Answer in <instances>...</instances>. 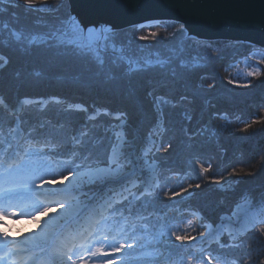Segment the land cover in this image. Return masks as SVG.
Returning <instances> with one entry per match:
<instances>
[{
	"label": "trees",
	"instance_id": "16d2710c",
	"mask_svg": "<svg viewBox=\"0 0 264 264\" xmlns=\"http://www.w3.org/2000/svg\"><path fill=\"white\" fill-rule=\"evenodd\" d=\"M49 2L56 4V0ZM19 3L22 4L23 0ZM68 11L65 9L64 13ZM13 12L18 19L12 15ZM42 12L28 13L24 7L11 6L8 14L0 15V19L17 29L43 30V25H38L46 14V11ZM126 29L115 34L132 56L145 58L147 53L152 56L161 54L165 61L173 57L178 66L188 64L189 72L185 77L188 86L170 82L165 85L160 68L137 76L133 89L118 87L110 90L66 82L65 74L74 65L53 69L42 54L26 57L22 50L8 46L9 31L2 27L0 53L9 63L4 65L0 60V65H4L0 70V96L15 106L26 98L64 100L52 101L45 107L42 103L27 105L22 115L39 131L59 138L70 140L72 135L82 131H87L92 140L99 137V143L90 141V153L97 164L106 159L121 120L126 123L124 133L128 143L139 155H144L149 139H155L148 156L158 164L159 185L156 191L147 195V199L133 205L145 216L153 213L150 217L153 221L166 216L170 222H175L178 234L188 233L198 238L200 232L205 233L208 224L219 225L222 218L230 216L245 198L254 204L264 197V64H261V75L254 76L249 86L237 87L233 85L232 69L247 53L258 47L233 41L200 40L188 36L186 31L180 34L183 28L176 23L149 30ZM153 32L157 33L155 37L151 35ZM139 36L147 39L139 40ZM108 51L111 52L110 47ZM176 51L178 54L173 55ZM110 52L102 54L101 58L116 59ZM197 56L203 59H195ZM17 82H23V86H17ZM78 104L84 105L87 111L73 109ZM97 108L102 109L100 116L88 120V113H95ZM104 109L121 117L112 118ZM12 119L13 116L5 113L0 105V122H11ZM40 123L45 127L39 129ZM249 124L251 127L246 128ZM168 143L173 147L165 152L162 145ZM44 162L49 163L47 160ZM208 164H211L210 171L201 173V165L207 167ZM233 169L237 172L251 171L254 175L238 177L233 175ZM141 179L145 180L146 174ZM196 184L201 187L195 188ZM173 192L179 195L173 196ZM193 212L201 215V222ZM262 226L258 223L255 229L234 239L224 234L220 238L221 244L240 246L222 248L219 244H212L215 249L213 255L219 257L213 262L262 264ZM194 243L196 240L192 245ZM143 251L151 249L135 252L127 261L147 259L142 255ZM173 259L178 261L179 257L173 256Z\"/></svg>",
	"mask_w": 264,
	"mask_h": 264
},
{
	"label": "snow or ice",
	"instance_id": "6c2138e0",
	"mask_svg": "<svg viewBox=\"0 0 264 264\" xmlns=\"http://www.w3.org/2000/svg\"><path fill=\"white\" fill-rule=\"evenodd\" d=\"M6 3L13 8L24 7L28 13L46 10L47 19L42 17L40 21L42 31L34 35L32 29L20 28L17 29L20 35L15 38L9 32L8 46L22 50L26 57L44 55L53 69L74 65L65 74L66 82L110 90L133 89L137 76L160 68L165 85L170 82L188 86L185 77L190 66L176 65L173 57H168L167 61L124 55L114 60L101 58L110 46L115 51L117 47L124 49L125 45L117 44L115 29L107 22L86 24L71 11L64 13L65 9H70L71 0H58L56 5L44 0H23L22 5L19 0H0V5ZM6 11L8 9L0 7V13ZM261 23L264 24V15ZM185 31L181 29L180 34ZM151 35L155 37L157 33ZM8 63L5 60V65ZM249 75L261 74L257 71ZM17 86H23V82H17ZM0 104L13 116L11 122H0V264H126L124 257L149 248L151 251L142 252L147 259L138 264H213L219 259L208 244L213 236L211 231L200 232V247L194 248L192 241L197 238L188 233L178 234L177 226L166 216L153 221L150 219L153 213L145 216L134 207L133 201L147 199L148 188L139 187L147 182L136 175L137 160L130 155L132 145L119 133H115L106 159L99 162L104 165L101 167L90 153V141L99 143V137L92 140L87 131H82L72 135L70 140L59 138L39 131L24 115L17 114L19 109L15 105H9L3 98ZM101 110L97 108L94 114L88 115V120L94 119ZM44 127V123L39 124V129ZM118 127L123 129L125 121L121 120ZM248 127L251 125H246ZM172 147L171 143L162 145L165 152ZM45 160L49 163H44ZM210 169L211 164H208L207 167L201 165L200 170L208 173ZM233 175L252 176L254 173L233 169ZM200 187V184L195 185L197 189ZM56 197L62 199H50ZM53 202L60 211L51 206ZM253 206L264 208V197ZM24 216L36 221L39 230L10 236L4 228L8 218ZM191 223L189 220L188 224ZM260 223L264 225V221ZM247 227L241 225L240 231H246ZM250 227L255 229L256 225ZM260 232L264 235V226L260 227ZM214 243L222 248L240 246L221 244L219 237ZM173 256L179 260H174Z\"/></svg>",
	"mask_w": 264,
	"mask_h": 264
},
{
	"label": "water",
	"instance_id": "95a60500",
	"mask_svg": "<svg viewBox=\"0 0 264 264\" xmlns=\"http://www.w3.org/2000/svg\"><path fill=\"white\" fill-rule=\"evenodd\" d=\"M71 7L72 13L86 24L107 22L115 30H122L134 26L141 29L153 28L164 22H176L184 25L193 37L200 40L235 41L264 48V24L261 23L264 0H71ZM0 57H3L1 60H7L1 53ZM52 101L64 102L58 98H27L25 103L23 99L16 106L19 109L17 114L21 115L27 105L42 103L45 107ZM0 105L5 113L12 115L3 104ZM73 109L85 110L86 107L78 104ZM105 113L112 118L121 117L120 114L109 111ZM90 114L93 113H88ZM249 214L248 210L240 219L243 224L240 220L235 221L236 235L245 234L252 229L247 219ZM227 221L231 220H222V223ZM241 225L249 227L241 232Z\"/></svg>",
	"mask_w": 264,
	"mask_h": 264
},
{
	"label": "rangeland",
	"instance_id": "374dc122",
	"mask_svg": "<svg viewBox=\"0 0 264 264\" xmlns=\"http://www.w3.org/2000/svg\"><path fill=\"white\" fill-rule=\"evenodd\" d=\"M44 2H46V3H50L49 2V0H46V1H44ZM58 3V0H56V4ZM21 4V3H20ZM50 4H53L54 5V3H50ZM55 4V5H56ZM22 5V4H21ZM12 6V4H8V3H6V4H4V5H0V7H4L5 9H8V7H11ZM42 11H46V10H42ZM69 11H71L72 12V7L70 6V9H69ZM43 13V12H42ZM46 14H45V16H42V17H47V12H45ZM5 14H8V11H6V12H2V13H0V15H5ZM15 18H19L17 15H15ZM167 23H176V22H164V23H162L161 25H159V26H156V27H153V28H146V29H156V28H159V27H161V26H164V24H167ZM176 24H179V25H181L182 26V28L183 29H185L186 30V33H187V35L188 36H192L190 33H189V31L186 29V27L184 26V25H182V24H180V23H176ZM9 23H7V22H5V21H2L1 19H0V26H2V27H4V28H6L7 29V31H9V32H11L12 33V36H13V38H15L16 36H19L20 35V32L19 31H17V28H15V27H13L12 25H11V27H9ZM38 25L39 26H41L42 24H41V22L40 23H38ZM2 27H0L1 29H2ZM131 28H134V27H131ZM136 28H139V27H136ZM139 29H141V28H139ZM146 29H141V30H146ZM33 30V34L35 35L37 32H39V31H42V30H34V29H32ZM124 30H127V29H120V30H115V32H119V31H124ZM111 34V33H110ZM114 35H115V39H116V42H117V44H121V43H123L122 42V40L120 39V37L119 36H117L115 33H114ZM94 39V38H93ZM211 41V40H210ZM216 41H220V40H216ZM86 42V41H85ZM233 42H235V41H233ZM236 43H241V42H236ZM124 44V43H123ZM241 44H247V43H241ZM125 45V44H124ZM126 47V46H125ZM110 48H111V46H110ZM108 52H110V51H108ZM107 52V53H108ZM102 54H106V53H102ZM101 54V55H102ZM109 54H111V55H113L114 57H119V56H121V55H124V56H132L131 55V52H129L128 50H125V48L124 49H121V48H119V47H117L116 48V50L115 51H112V48H111V52L109 53ZM178 53H177V51L173 54V55H177ZM139 58H140V56H139ZM145 58H150V59H152V60H155V59H161V54H158L157 56H152L151 54H149V53H147L146 55H145ZM1 60V59H0ZM4 61V60H3ZM239 64H235L236 65V68L234 67L233 69H232V71H233V78H235V80H234V84L233 85H241V87H245V85H250V80L254 77V76H256V75H249V73H255V72H257V71H259L260 73H261V71H262V66H261V64H264V51L263 50H258V49H256V50H254L252 53H247V55H246V57L245 58H243L240 62H238ZM125 64H126V62H125ZM4 65H5V61H4ZM2 68H0V70H1ZM235 85V86H236ZM21 103V102H20ZM94 114V113H93ZM121 122V121H120ZM118 125H120V123L118 124ZM125 125H126V123H125ZM125 128V127H124ZM122 129V130H120V128L118 127V130H117V133H119L126 141H127V143H128V139H127V137L125 136V133H124V130L125 129ZM149 145H148V147L145 149V150H143V153H144V155H139V157H137V153H136V151L135 150H132V148H131V152H130V155L132 156V158L133 159H136L137 160V171H136V175H140V174H142V176H143V174H146V176H148V177H151V176H153V174H154V169H155V167H156V162H154V161H152L151 159H150V157L148 156V154H149V151L154 147V143H155V139H153V138H151V139H149ZM45 163V162H44ZM99 166H102V165H99ZM103 167V166H102ZM150 167H152V168H150ZM151 169V170H150ZM143 185H145V184H143ZM241 204H249V208H248V210L250 209V207H251V204H253L252 202H251V200H249V199H247V198H245L241 203H239L238 205H241ZM237 205V206H238ZM236 206V207H237ZM52 207H53V205H52ZM236 207L234 208V211H235V209H236ZM194 215L196 216V218L198 219V222H201V215L199 214V213H194ZM28 217V216H27ZM9 219L10 218H8V222H7V225H5L4 226V228H5V230H6V227H7V231L10 229V221H9ZM12 220H13V223L15 222V221H17L18 219L17 218H15V217H12L11 218ZM223 220H231L230 218H223ZM35 221L34 220H31V221H29V223H31V224H33ZM233 222H235V221H233ZM171 223H173V222H171ZM173 224H175V222L173 223ZM28 225H25V226H23L21 229H19V227L18 228H11V233H14L16 230H19L18 232L16 231V233L14 234L15 236H19V234H21V232H23V230L27 227ZM208 228V227H207ZM253 229V228H252ZM176 230L178 231V228H176ZM124 259H127V257H124ZM213 264H218V263H216V262H213Z\"/></svg>",
	"mask_w": 264,
	"mask_h": 264
},
{
	"label": "bare ground",
	"instance_id": "6f19581e",
	"mask_svg": "<svg viewBox=\"0 0 264 264\" xmlns=\"http://www.w3.org/2000/svg\"><path fill=\"white\" fill-rule=\"evenodd\" d=\"M255 46V45H254ZM256 47H258V46H256ZM258 50H263L264 48H261V47H258L257 48ZM236 85V84H235ZM237 87H241V85H236ZM118 114V113H117ZM119 115V114H118ZM100 116V115H99ZM98 116V117H99ZM97 117V118H98ZM120 130H122L121 128H120ZM156 165L158 166V164L156 163ZM150 168H152V167H150ZM151 170V169H150ZM149 179H151V178H149ZM65 183H67V182H65ZM59 186V185H58ZM50 199H52V200H57V199H61L60 197H56V198H50ZM53 208H57V211H60V209L57 207V205L53 202ZM248 208H249V204H241V205H238L237 207H236V209H235V211H233V213L230 215V216H225L224 218H230L231 219V221H239L243 216H244V214L245 213H247V210H248ZM52 213H50V215H51ZM231 221H227V222H231ZM240 223L241 224H243V222H241V220H240ZM225 224V223H224ZM39 229H38V225H37V223H36V221L33 223V224H29L24 230H23V232H21V233H25V234H30V233H34V232H36V231H38ZM226 234H229V232H226ZM246 234V233H245ZM21 234H19V236H20ZM237 238V237H236Z\"/></svg>",
	"mask_w": 264,
	"mask_h": 264
}]
</instances>
